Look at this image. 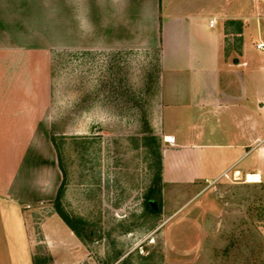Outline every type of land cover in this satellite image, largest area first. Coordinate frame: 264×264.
I'll return each instance as SVG.
<instances>
[{"label": "crops", "instance_id": "obj_1", "mask_svg": "<svg viewBox=\"0 0 264 264\" xmlns=\"http://www.w3.org/2000/svg\"><path fill=\"white\" fill-rule=\"evenodd\" d=\"M16 3L0 0V264H33L27 211L52 199L60 182L49 136L53 46L59 59L88 60L92 98L103 101L141 82L144 53L155 55L163 182L233 170L264 182V48L255 47L264 40V3L255 14L256 0H56L54 44L33 43L27 17L17 23L10 12ZM225 20L237 23L231 50ZM40 228L51 255L79 244L56 212Z\"/></svg>", "mask_w": 264, "mask_h": 264}, {"label": "rangeland", "instance_id": "obj_2", "mask_svg": "<svg viewBox=\"0 0 264 264\" xmlns=\"http://www.w3.org/2000/svg\"><path fill=\"white\" fill-rule=\"evenodd\" d=\"M263 3L256 0L255 14ZM10 12L17 23L27 17L33 43L54 44L56 0H17ZM235 28L236 21L223 22L230 50L237 44ZM49 55V136L59 161V202L80 237L74 234V249L59 247L51 255L40 222L55 212L54 197L31 206L26 216L33 264H264V182L233 178L232 171L193 183L158 178L163 138L154 130V54L144 53L137 71L142 81L123 84L125 90L110 101L98 93L92 98L87 59L73 64L65 53L59 59L54 46ZM129 75L135 70L129 68ZM204 138L216 140V134ZM154 185L158 193L150 202L158 205L156 212L143 204ZM72 251L79 255L69 261Z\"/></svg>", "mask_w": 264, "mask_h": 264}, {"label": "trees", "instance_id": "obj_3", "mask_svg": "<svg viewBox=\"0 0 264 264\" xmlns=\"http://www.w3.org/2000/svg\"><path fill=\"white\" fill-rule=\"evenodd\" d=\"M231 20H228V22H230ZM158 164H159V173H158V178L160 179V168H161V161H160V154H158ZM57 165L59 167V161L57 160ZM157 191L158 193V188L156 187V185L149 187L146 194L143 197V204L150 210L153 212H156L158 210V205L157 207H155L151 202H150V198L152 197L153 193ZM61 193V182H59L55 195H54V200H53V207H54V211L59 215V217L65 222V224L73 231V233L80 237V233L79 230L77 229V227L75 226V224L72 222L71 217H69L61 208L60 206V202H59V196ZM73 220H76V218H74Z\"/></svg>", "mask_w": 264, "mask_h": 264}, {"label": "built area", "instance_id": "obj_4", "mask_svg": "<svg viewBox=\"0 0 264 264\" xmlns=\"http://www.w3.org/2000/svg\"><path fill=\"white\" fill-rule=\"evenodd\" d=\"M213 22H214V19H213V18H210V19L208 20V24H209V25H212ZM255 47L258 48V49H263V48H264V40H261V39L257 40V41L255 42ZM236 172H237L236 170H233V171H232L231 175H232L233 178L237 177L238 174H237ZM222 175L226 177V176H227L226 171H223V172H222Z\"/></svg>", "mask_w": 264, "mask_h": 264}, {"label": "bare ground", "instance_id": "obj_5", "mask_svg": "<svg viewBox=\"0 0 264 264\" xmlns=\"http://www.w3.org/2000/svg\"><path fill=\"white\" fill-rule=\"evenodd\" d=\"M168 140H171L170 137L167 138ZM258 180V175L256 174H248L246 176V181H257Z\"/></svg>", "mask_w": 264, "mask_h": 264}]
</instances>
